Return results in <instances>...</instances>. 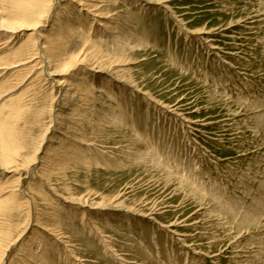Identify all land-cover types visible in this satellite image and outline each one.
I'll return each mask as SVG.
<instances>
[{"label":"rangeland","instance_id":"374dc122","mask_svg":"<svg viewBox=\"0 0 264 264\" xmlns=\"http://www.w3.org/2000/svg\"><path fill=\"white\" fill-rule=\"evenodd\" d=\"M96 3L100 17L61 2L38 49L32 31L0 23V137L15 123V145H25L7 168L0 139V252L28 218L1 186L21 177L29 228L34 217L39 225L18 244L38 232L47 264H264V0ZM13 5L0 0V22ZM57 20L77 32L59 41L63 62H77L56 78L78 89L69 109L46 75ZM35 62L41 69L29 70ZM53 100L66 125L27 171Z\"/></svg>","mask_w":264,"mask_h":264},{"label":"bare ground","instance_id":"6f19581e","mask_svg":"<svg viewBox=\"0 0 264 264\" xmlns=\"http://www.w3.org/2000/svg\"><path fill=\"white\" fill-rule=\"evenodd\" d=\"M72 1L75 3V2H77V3H79L81 6H83L84 7V5H85V7H88V10L87 11H89V10H91L92 11V9H95V10H93V11H95V13H96V16L97 17H100L101 15H100V13H98L99 12V10L97 9L98 8V6H99V4L98 3H96V1H98V0H86L87 2H85V3H83L82 2V0H71V3H72ZM11 2L14 4L13 5V8L12 9H14L15 11H16V13L17 14H15V16H13L12 18H9L8 19V21H6L5 19H3L0 23H1V28H5V29H8L9 31H14V32H16V31H18V30H22V29H27V30H30V31H32V34L29 36V39H28V41H29V45H30V47H31V49L32 48H37V46H38V43H40L38 40H35V35L36 34H38L39 32H40V29L42 28H44L45 27V25L47 24V22H48V20L49 19H51V17H52V15H54V12L53 11H55V9H56V7L61 3V2H67V0H11ZM114 2V1H113ZM106 3V2H105ZM115 3H117V2H115ZM9 4V3H8ZM11 4V3H10ZM104 4V3H103ZM10 6V5H9ZM63 6V5H62ZM61 6V7H62ZM110 6V5H109ZM12 7V6H11ZM10 7V8H11ZM103 7H105V6H103ZM100 8V7H99ZM110 8V7H109ZM9 9V8H8ZM108 9V8H107ZM13 10V11H14ZM92 11V12H93ZM10 13V12H9ZM94 13V12H93ZM98 13V14H97ZM110 13V12H109ZM108 13V14H109ZM10 14H13V13H10ZM92 14V13H91ZM102 14V13H101ZM117 14V13H116ZM115 15V14H114ZM94 16H95V14H94ZM95 16V17H96ZM105 16V15H104ZM103 16V17H104ZM7 17H9V15L7 16ZM7 17H6V19H7ZM114 17V16H113ZM112 17V18H113ZM5 18V17H4ZM107 23V22H106ZM110 24V23H109ZM117 25V24H116ZM103 27L105 28V29H109L105 24H103ZM119 27V26H118ZM26 30V31H27ZM102 30V29H101ZM100 31V30H99ZM106 31V30H105ZM112 31H113V29H112ZM117 31V30H116ZM42 32V31H41ZM51 34H54L53 36H52V38H50L51 37V35H50V37L49 36H45V38H47V40H50L49 42H48V46L47 45H43V43H42V46H44V49H46V52H47V57L45 58L46 59V63H47V67H48V69H49V72H47L48 74H46L50 79H51V83H52V88L53 87H55V86H57L59 89H58V91H59V93H61V100H67L65 103L66 104H68L67 105V107H66V109H69V102H71V100L74 98V95H75V93L77 92V90L74 88V86L73 87H70L69 85H71L70 84V82H63V83H59V81H57V75H59L60 74V76H61V73H62V75L64 74V72L63 71H70V70H72V69H74L75 67H76V65H77V62L75 61V60H72V61H70V62H66V61H64L63 62V54H62V50L64 51V46H65V44L64 45H62L63 43V41H62V39H64V41L67 39V37L68 36H70L71 37V33H74V32H76V29L75 28H64L63 26H61V23H60V20H57V21H55V24L53 25V27H52V30H51ZM104 32V31H103ZM8 33V32H7ZM77 33V32H76ZM99 33V32H98ZM115 33H118V31L117 32H115ZM114 33V34H115ZM43 34H44V32H43ZM85 34V33H84ZM68 35V36H67ZM103 35V34H102ZM105 35V34H104ZM113 35V34H112ZM41 36H42V33H41ZM115 36V35H114ZM118 36V35H117ZM117 36H115V37H113V39H115ZM42 37H44V36H42ZM104 37V36H103ZM50 38V39H49ZM119 38V37H118ZM118 38H116L115 39V42H120V40L118 39ZM40 39V38H39ZM60 39H61V42L60 43H62L61 45H59V41H60ZM86 39V38H85ZM108 39V38H107ZM106 39V40H107ZM109 39H110V36H109ZM108 39V40H109ZM112 39V40H113ZM121 39V38H120ZM123 40V39H122ZM87 41V40H86ZM114 41V40H113ZM124 41V40H123ZM46 42V43H47ZM99 42V41H98ZM27 43V42H26ZM99 43H101V42H99ZM97 44L95 47H97V49H100L99 47H98V45L100 46V44ZM106 43V42H105ZM118 43H114L115 45L116 44H118ZM45 44V43H44ZM113 44V43H112ZM121 44V43H120ZM119 44V45H120ZM103 45H104V43H103ZM128 45H130V44H128ZM26 46V45H25ZM40 46V45H39ZM28 47V46H27ZM27 47H26V49H27ZM30 47H28V49L30 48ZM118 47V46H117ZM120 47V46H119ZM43 48V47H42ZM41 48V49H42ZM105 48V47H104ZM123 48V47H122ZM23 49H25V48H23ZM27 49V50H28ZM38 49V48H37ZM43 49V50H44ZM67 49V48H66ZM87 49V48H86ZM26 50V51H27ZM107 50V49H106ZM30 51V50H29ZM37 51V50H36ZM88 51V50H87ZM101 51V50H100ZM22 52H24V51H22ZM42 52V51H41ZM95 52H96V50H95ZM98 52V51H97ZM103 52V51H102ZM20 53V52H19ZM26 53V52H25ZM44 53V52H43ZM42 53V55H44ZM65 53H66V51H65ZM101 53V52H100ZM28 54L30 55L31 53H29L28 52ZM85 54H86V52H85ZM88 54V53H87ZM32 55V54H31ZM35 55H37V54H35ZM42 55H40L41 57H42ZM93 55V54H92ZM95 55V54H94ZM85 56V55H84ZM107 56V55H106ZM86 57V56H85ZM85 57H84V60L83 61H85ZM89 57V56H88ZM43 58H44V56H43ZM47 58H48V60H47ZM69 58V57H68ZM96 58V57H95ZM28 59V58H27ZM37 59V57H35L34 56V54H33V57H30L29 59H28V61H20L18 64L17 63H14V64H11L13 67H19L20 65H25V64H29V63H32V62H34L35 60ZM70 59V58H69ZM92 59V58H91ZM39 60V59H38ZM79 60H81V59H79ZM96 60V59H95ZM94 60V61H95ZM14 61V60H13ZM41 61V60H40ZM68 61V60H67ZM17 62V61H16ZM100 62V61H99ZM33 64V63H32ZM32 64H31V66H32ZM39 62H35L34 63V65L31 67V69H29V70H33V71H37L38 69H41V68H39ZM78 64H79V61H78ZM97 64V63H96ZM93 65V64H92ZM6 68H7V66H5ZM55 67V68H54ZM97 67V66H96ZM8 68H10V67H8ZM29 68V67H28ZM38 68V69H37ZM11 69V68H10ZM28 71V70H27ZM33 73V72H32ZM71 73V72H70ZM32 76V75H31ZM75 76H77V75H75ZM41 78V77H40ZM75 78V77H74ZM47 81V80H46ZM61 81V80H60ZM47 83V82H46ZM78 87V86H77ZM89 88V87H88ZM80 93V92H79ZM90 94L89 95H91V93L92 92H89ZM58 97V96H57ZM55 98V97H54ZM59 102L60 101H57V104H59ZM56 104V103H55ZM66 104H64V105H66ZM74 104V103H73ZM90 105V104H89ZM24 107V106H23ZM71 107V106H70ZM85 107V106H84ZM89 107V106H88ZM58 108V106L56 107V108H54V100H53V103L51 104V107H50V110H49V116H50V121H49V123H48V125L46 126V129H45V131H44V133H43V135H42V138H41V140H40V142H39V145H38V147H36L35 149V152L33 153V156H32V158L31 159H28L29 161H27L26 162V165L24 166V167H26L27 168V171H29V169L30 168H32L31 170L32 171H36L35 169H36V166L37 165H39L38 164V159H39V153L42 151V148H43V145H44V142L46 143V142H49V141H51L52 139L54 140V135H55V133H58V132H60V129H61V127H64L63 126V124L64 125H66L65 123H64V119H66L68 116H67V114H66V111H64L63 110V112H57V111H59V109H57ZM72 108V107H71ZM88 109V108H87ZM86 109V110H87ZM22 112V111H21ZM73 112H76V110H74ZM84 112V111H83ZM16 114H17V111L15 112ZM116 113V112H115ZM15 114V115H16ZM19 114H20V112H19ZM18 114V115H19ZM14 115V116H15ZM80 115V113H78V114H76V113H73L72 114V116L71 117H74V116H79ZM20 116V115H19ZM16 117V116H15ZM76 117V118H77ZM111 117V116H110ZM114 117V116H113ZM112 117V118H113ZM117 117V116H116ZM84 118V117H83ZM71 120V119H70ZM74 120V119H73ZM76 120V119H75ZM16 121V120H15ZM69 121V120H68ZM79 121V120H78ZM84 121H85V119H84ZM115 121V120H114ZM118 121V120H117ZM12 122V121H11ZM10 123V122H9ZM15 124V123H14ZM14 124H12L11 125V123L10 124H8L7 125V123H6V125H5V129H6V131H5V133H4V136L3 137H0V139L1 140H3V143H2V145H3V147H2V150H3V152H2V154H3V157H4V159H5V165H6V167L8 168V166L9 165H11V164H14V163H16V153L19 151V148L21 149V147H23V146H25V145H21V147H19V143H18V145H15L16 144V142L18 141L17 139L19 138V137H21V134H20V136H18L17 137V133L15 132V126H16V130L18 131V129H17V125H15V126H13ZM16 124H18V123H16ZM67 127V126H66ZM69 128V127H68ZM71 129V128H70ZM69 129V130H70ZM68 130V131H69ZM82 133V132H81ZM18 135H19V133H18ZM65 135V137H67L68 138V135L67 134H65V133H63V136ZM70 138V137H69ZM21 139V138H20ZM20 139H19V141H20ZM17 140V141H16ZM86 142V141H85ZM22 143V142H21ZM24 143V142H23ZM87 143V142H86ZM50 146V149H49V147H48V149H49V151H51L53 148V146L52 145H49ZM62 147V146H61ZM89 148V147H88ZM1 152V151H0ZM47 153V152H46ZM25 160H27V159H25ZM41 161V160H40ZM23 162V161H22ZM41 163V162H40ZM40 167V166H39ZM17 170H18V168H16ZM16 169H14L15 170V172H16ZM30 170V171H31ZM64 170V169H63ZM6 171V170H5ZM9 172V171H8ZM16 176V175H15ZM8 179V178H7ZM11 181V180H10ZM10 181H6L5 183H2L1 184V186L2 185H6V186H8V189H9V192H10V197L8 198V202H11L13 205L11 206L12 207V210L13 209H16L17 208V205L19 206V209H20V206L21 205H26L27 206V209L29 208V211H28V218H27V221H26V223L24 224V229H23V231L15 238V240H13L11 243H9V244H7L6 245V248H5V250H3V252L1 251L0 252V264H15L14 263V256L16 257V258H19L20 259V261H22V257H25L26 255L25 254H27L28 252H27V250H29L30 249V253H32L29 257H27L28 258V260L27 261H29V262H27L26 260H25V258H23L24 260V262H23V264H47L48 263V260L49 259H47V252L45 253V252H43L42 251V249L44 248L43 246H42V243H41V240L40 241H38V243H35V242H37V240L36 241H34V238H33V235L35 234V233H38V232H36V231H34L33 233H31L30 234V232H28V234L29 235H27L25 238H27V237H29L28 238V240H26V239H24V241H21L19 244H18V242H19V240H20V238L22 237V235H24V233L27 231V229H30L29 228V225H30V202H31V200H30V194L28 193V192H25V191H23V189H21V177H19V178H17L16 179V181H15V183H12V182H10ZM21 185V186H20ZM3 187V186H2ZM3 189V188H2ZM4 190V189H3ZM2 190V191H3ZM23 192V193H22ZM6 193H8V192H6ZM5 193V194H6ZM24 194H26L25 195V197L27 196L28 197V199L27 198H25L23 195ZM29 194V195H28ZM0 195H1V192H0ZM2 195H3V193H2ZM9 196V195H8ZM33 198V197H32ZM7 202V201H6ZM5 202V203H6ZM2 203V202H1ZM10 203V204H11ZM35 203V202H34ZM77 204V203H76ZM80 205V204H79ZM2 206V205H1ZM32 206V205H31ZM37 206V205H36ZM15 207V208H14ZM22 207V206H21ZM33 207V206H32ZM37 208V207H36ZM55 208H57V207H55ZM0 210H1V208H0ZM5 210V209H4ZM6 210H7V207H6ZM17 210V209H16ZM6 212H8V211H6ZM5 212V213H6ZM38 212V211H37ZM4 212H2V214H3ZM4 213V214H5ZM9 213V212H8ZM4 214H3V216H4ZM252 214V213H251ZM1 215V214H0ZM7 215V214H6ZM33 216V214L31 215V217ZM36 216V215H35ZM6 217V216H5ZM247 217V216H246ZM3 218V217H2ZM33 218V217H32ZM31 218V219H32ZM248 218V217H247ZM45 219V218H44ZM46 220V219H45ZM247 220V219H246ZM34 222V224L31 226V229L29 230V231H33L34 230V226L35 227H38V225H39V219H38V217L36 218V217H34V220H33ZM41 221V220H40ZM48 222V221H47ZM0 224H2V223H0ZM50 224V223H49ZM4 225V224H3ZM2 225V226H3ZM41 225V224H40ZM45 225H48L47 223L45 224ZM56 225V224H55ZM44 226V225H43ZM50 226H53L52 224H50ZM1 227V226H0ZM4 227V226H3ZM55 227V226H54ZM53 227V229H55ZM39 228H41V227H39ZM43 229H44V231L45 232H47L48 234H53V231H55V230H53V229H51V228H49L48 226H44L43 227ZM1 230H3V228L1 229ZM36 230V229H35ZM38 231V230H37ZM58 231V230H57ZM60 231V230H59ZM18 232V231H17ZM55 233H56V231H55ZM54 233V234H55ZM0 234H1V232H0ZM53 234V235H54ZM59 234V232L57 233V235ZM8 235V234H7ZM61 235V234H60ZM59 236V235H58ZM58 236H55L56 237V239H57V242H61V238L59 237L58 238ZM48 237V236H47ZM49 238V237H48ZM43 239V238H42ZM1 241V240H0ZM6 241V240H5ZM11 241V240H10ZM32 241H34V242H32ZM3 242H4V240H3ZM24 242V244H22ZM35 243V244H34ZM55 242H53V244H54ZM62 243V242H61ZM2 244H5V243H2ZM18 244V246H17V248L15 249V251L13 252V248L14 247H16V245ZM48 246H49V244H48ZM0 247H1V244H0ZM2 248V247H1ZM0 248V249H1ZM49 249V248H48ZM47 251V250H46ZM13 252V253H12ZM50 252V251H49ZM50 257V256H49Z\"/></svg>","mask_w":264,"mask_h":264}]
</instances>
